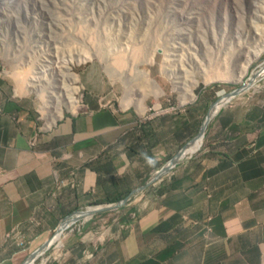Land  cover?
Listing matches in <instances>:
<instances>
[{
    "label": "crops",
    "instance_id": "0c3cea01",
    "mask_svg": "<svg viewBox=\"0 0 264 264\" xmlns=\"http://www.w3.org/2000/svg\"><path fill=\"white\" fill-rule=\"evenodd\" d=\"M17 94L0 78V264L144 185L135 149L154 142H128L142 121L97 91L48 123ZM132 197L105 237L71 243L63 264H264V96L223 106L198 152Z\"/></svg>",
    "mask_w": 264,
    "mask_h": 264
},
{
    "label": "rangeland",
    "instance_id": "374dc122",
    "mask_svg": "<svg viewBox=\"0 0 264 264\" xmlns=\"http://www.w3.org/2000/svg\"><path fill=\"white\" fill-rule=\"evenodd\" d=\"M256 13L264 17V0H0V78L31 101L40 122L48 117L46 99L31 89L45 86L50 77L59 79L63 61L70 58V71L78 79L74 85L79 89L78 102L88 91H97L102 104L124 109L121 101L129 86L131 103L125 109L136 113L146 130L140 135L129 131L127 140L135 145L149 133L154 141L149 149L148 144L135 149L134 160L144 172L145 184L197 135L212 105L248 83L264 65L263 51L239 80L250 51L260 48L252 42L257 35L249 28ZM206 69L238 81L205 84ZM177 78L185 85L197 81L192 87L194 99L183 101ZM259 78L241 95L220 102L218 109L263 97L264 76ZM70 93L65 90L64 97ZM60 108L62 115L70 111L65 105ZM125 207L79 219L34 264L65 263L68 249L74 247L71 243L105 237ZM35 249L29 247L17 264Z\"/></svg>",
    "mask_w": 264,
    "mask_h": 264
},
{
    "label": "bare ground",
    "instance_id": "6f19581e",
    "mask_svg": "<svg viewBox=\"0 0 264 264\" xmlns=\"http://www.w3.org/2000/svg\"><path fill=\"white\" fill-rule=\"evenodd\" d=\"M253 18L255 19V22L252 21L251 24H250L251 27H249V28L254 31V34L257 35V37L252 42L256 43L257 46L259 45L260 48H257L255 50L250 51L249 55L251 57L247 58L246 63L244 65V68H242L243 71H241V73H240V75L238 77L239 80H241L242 76L246 73V71H247L249 65L251 64V62L253 60L257 59L260 55H262V52L264 51V40L262 38V36L264 37V25H262V26L258 25L260 22H264V17H262L261 15L256 13ZM262 24H264V23H262ZM241 45H243V44H241ZM243 47H244V45H243ZM84 57H86V56H84ZM94 57H95V54H94ZM114 60H115V58H114ZM77 61L80 62L81 60H77ZM72 62H73V60L71 58L66 60V61H63L64 66H61L62 73H59L60 74V78L59 79H58V77H53V78L50 77V79H48L49 81L46 79V83H45L46 85L45 86L42 83H41V85H35L34 84L35 87L33 89H31V91L37 92V94L41 97V99H46V105H45L44 109L46 110L45 112H47V114H48L47 119H49V120H51L53 122L55 121L56 118H60L61 115H62V111H61L60 107H64V105H65L67 110L74 111V108L77 106V103H78V101L76 99V94L78 93L79 89H78V87H74V85L78 81V79L76 78L77 75L73 74L70 71V67H69V64H71ZM210 69H209V71H210ZM212 70H211V72H208L207 69H206V71L202 72L203 73L202 74V79H203V82L205 84L206 83L208 84V82H210V81H212V82L213 81H232V82L238 81V79H234L232 77H229V75H227L225 73H222V72H219L218 70L217 71H212ZM59 72H61V69H60ZM197 72H198V70H197ZM258 73L261 76H264V67L260 68ZM40 75H41V73H40ZM177 75H179V73ZM177 81H178V78H177ZM176 83H177V89L182 94L183 101L186 99V97H188L190 99H194L192 87L196 85L197 81L194 84H192V85H185L184 82H180V81H178ZM128 88H129V86L126 88L127 90H126V92H125V94L123 96V99H122V107L124 109L127 106H129L130 103H131V98H130L131 88H130V90H128ZM67 89H70L71 93L64 97L63 93ZM158 95H160V93H158L157 96ZM226 101H227L226 98H224V99L222 98V100L220 102H226ZM220 102H218L215 105V107L212 109L211 117L214 115V113H216V110H218V104ZM52 110H53V114H51ZM202 142H203V138L202 137H197L194 140L193 144L190 145L189 148H187L186 152L188 154H191V153L195 152L196 150L199 149V147L201 146ZM69 225H70V223L67 222V223H65L64 225L61 226L60 230L57 232L58 234H55L54 237L52 238V240L50 241L49 246H52L54 243L60 241V239L62 238V235H63L62 231H64L67 227H69ZM34 263H35V261H33V259H32V260H29V262L27 264H34Z\"/></svg>",
    "mask_w": 264,
    "mask_h": 264
},
{
    "label": "water",
    "instance_id": "95a60500",
    "mask_svg": "<svg viewBox=\"0 0 264 264\" xmlns=\"http://www.w3.org/2000/svg\"><path fill=\"white\" fill-rule=\"evenodd\" d=\"M264 67V65H263ZM261 67V68H263ZM259 71V70H258ZM258 71H256L255 73L252 74L251 78L249 79L248 83L243 84L240 88H237L229 93H227L226 95H224L222 98H226L227 101H230L231 99L241 95L242 93H244L245 91L249 90L252 86H253V82L258 79L261 75L258 73ZM222 99L218 100L216 103H214L211 107V110L208 112L205 120L203 121L197 135L193 138H191L188 142H186L182 148L176 153L175 156H173L167 163L166 165H164L159 171H157V173L154 175V177H152L150 180H148L144 185H142L141 187H139L138 189H136L135 191L132 192V194L124 199H122L121 201L117 202V203H113L110 204L109 206H98L95 207L93 209H88L86 211H79L77 213H75L74 215L68 217L65 221H63L58 228L56 229L55 234H57V232L60 230L61 226L64 225L65 223L69 222L71 226L72 224L76 223L79 219L81 218H89L92 217L94 214L97 213H102L108 210H112V209H116V208H120L125 206L128 201L130 200V198L140 192H143L144 190H146L149 186H151L152 184L156 183L158 180H160L162 177H164L166 174L170 173L182 160H184L186 157L191 156L193 153L188 154L186 152L187 148L190 147V145L193 144L194 140L197 137H202L204 138L205 133H206V129L208 127L209 122L212 120V118L215 116L211 117V111L212 109L215 107V105L220 102ZM219 110V109H218ZM216 114V113H215ZM52 240V238H50L49 240H47L41 247H39L38 249H36L34 252H32L26 260H24L21 264H27L29 262V260L36 261V259H38L42 254H44L48 249H49V243Z\"/></svg>",
    "mask_w": 264,
    "mask_h": 264
},
{
    "label": "clouds",
    "instance_id": "9594fccd",
    "mask_svg": "<svg viewBox=\"0 0 264 264\" xmlns=\"http://www.w3.org/2000/svg\"><path fill=\"white\" fill-rule=\"evenodd\" d=\"M14 91H15V89H14ZM83 102H84L83 100H81V102L79 101V102L77 103V106L74 108V111H68V112H70V113H74V114H75L76 112H79V111L84 107V103H83ZM220 108H221V107H220ZM220 108H219V109H220ZM217 112H218V111H217ZM217 112H216V113H217ZM215 115H216V114H215ZM45 121L47 122V119H46ZM47 123H48V122H47ZM203 139H204V138H203ZM33 143H34V142H32V144H33ZM202 143H203V142H202ZM201 145H202V144H201ZM200 147H201V146H200ZM200 147H199V149H200ZM199 149H198V150H199ZM198 150H197V151H198ZM197 151H195L194 153H196ZM194 153H193V154H194ZM193 154H192V155H193ZM192 155H191V156H192ZM191 156H189V157H191ZM149 187H150V186H149ZM130 199H131V198H130ZM120 201H121V200H120ZM129 201H130V200H129ZM129 201H128V202H129ZM117 202H119V201H117ZM117 202H115V203H117ZM112 204H113V203H112ZM127 204H128V203H127ZM127 204H126V205H127ZM126 205H125V206H126ZM97 207H98V206H97ZM90 209H93V208H90ZM55 232H56V230L54 231V234H53V236H52L51 238L54 237ZM33 252H34V251H33ZM30 254H31V253H30ZM28 256H29V255H28Z\"/></svg>",
    "mask_w": 264,
    "mask_h": 264
},
{
    "label": "trees",
    "instance_id": "16d2710c",
    "mask_svg": "<svg viewBox=\"0 0 264 264\" xmlns=\"http://www.w3.org/2000/svg\"><path fill=\"white\" fill-rule=\"evenodd\" d=\"M142 132H144L145 133V126L143 127L142 126ZM130 150L132 151V152H134V149H133V147H130ZM112 203V202H111Z\"/></svg>",
    "mask_w": 264,
    "mask_h": 264
}]
</instances>
